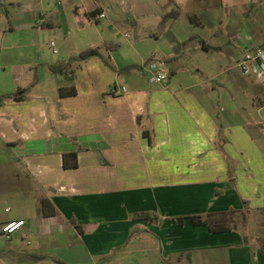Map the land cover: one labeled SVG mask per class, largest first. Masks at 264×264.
<instances>
[{
  "label": "crops",
  "instance_id": "0c3cea01",
  "mask_svg": "<svg viewBox=\"0 0 264 264\" xmlns=\"http://www.w3.org/2000/svg\"><path fill=\"white\" fill-rule=\"evenodd\" d=\"M262 45L264 0H0L3 264H264V86L237 68Z\"/></svg>",
  "mask_w": 264,
  "mask_h": 264
},
{
  "label": "built area",
  "instance_id": "2783aa9c",
  "mask_svg": "<svg viewBox=\"0 0 264 264\" xmlns=\"http://www.w3.org/2000/svg\"><path fill=\"white\" fill-rule=\"evenodd\" d=\"M103 17H105L104 14L98 16V18ZM51 45L54 46V42H52ZM237 68L243 76L253 77L264 86V45L247 48L243 53L242 58L237 61ZM148 70L152 73V80L156 83H163L168 79V75L160 70L156 62L150 63L148 65ZM114 92L125 94L127 93V88L121 87L116 90L114 89ZM6 211H10V209H7ZM24 225L25 221L10 222L1 228V234L4 238L11 239L12 236ZM0 264H3L1 258Z\"/></svg>",
  "mask_w": 264,
  "mask_h": 264
},
{
  "label": "trees",
  "instance_id": "16d2710c",
  "mask_svg": "<svg viewBox=\"0 0 264 264\" xmlns=\"http://www.w3.org/2000/svg\"><path fill=\"white\" fill-rule=\"evenodd\" d=\"M192 22H196L195 18L193 16L190 17ZM200 45L202 46V48L204 50H210L212 49L211 46L207 45L205 41L200 40ZM90 57H102V54L100 53V49L99 48H91V49H87L85 51H83L80 55H79V60H85L88 59ZM53 72H59V69H55L52 68ZM59 94L61 97H68V96H76L77 95V90L75 88V86H71L69 88H61L59 91ZM1 101V99H0ZM63 166L65 169H75L78 167V163H77V154L76 153H69V154H64L63 156ZM44 207L45 204H47L48 202H43ZM55 213V212H52ZM44 214H46V212H44ZM193 224L194 225H205V226H209L210 230L212 232H224V231H229L228 229L225 228H220L217 225H212L210 223V221L208 219L203 220L201 217H193ZM260 244H261V250L262 252H264V241L259 240ZM59 264H65L63 262H59Z\"/></svg>",
  "mask_w": 264,
  "mask_h": 264
},
{
  "label": "rangeland",
  "instance_id": "374dc122",
  "mask_svg": "<svg viewBox=\"0 0 264 264\" xmlns=\"http://www.w3.org/2000/svg\"><path fill=\"white\" fill-rule=\"evenodd\" d=\"M162 1H166V0H162ZM52 41L56 42V39L54 38L53 34H47L45 37V41L43 43V45L41 46V50L42 52H40L39 55V61L41 62L42 59L44 61H48L49 59L56 57L57 54L54 53L53 48L51 47ZM139 72L143 75V76H147L149 77V75L147 73H145L143 71V69L140 68ZM193 74V73H192ZM188 74L185 73L184 71L180 72V78L181 79H185L186 76ZM201 79V78H200ZM245 219V215H236V214H230L229 216H225V217H219L217 219H215V221H220L222 222L224 225H229L230 227H241V229L243 230L245 228L244 225V219ZM259 224H264V220L262 218H259ZM258 235V234H256ZM10 240V239H7ZM261 240V239H259ZM0 258L3 260V257L0 255ZM49 258L46 256L45 260H48ZM20 264H31L33 263L31 259H22L21 261H19Z\"/></svg>",
  "mask_w": 264,
  "mask_h": 264
}]
</instances>
